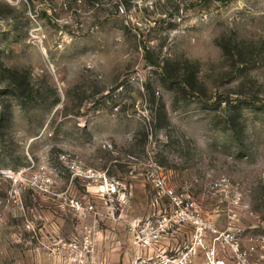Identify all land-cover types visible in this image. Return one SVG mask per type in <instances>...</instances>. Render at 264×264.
<instances>
[{
  "label": "rangeland",
  "instance_id": "1",
  "mask_svg": "<svg viewBox=\"0 0 264 264\" xmlns=\"http://www.w3.org/2000/svg\"><path fill=\"white\" fill-rule=\"evenodd\" d=\"M62 154L130 193L97 196ZM153 162L205 221L264 234V0H0V264H131L173 208Z\"/></svg>",
  "mask_w": 264,
  "mask_h": 264
},
{
  "label": "built area",
  "instance_id": "2",
  "mask_svg": "<svg viewBox=\"0 0 264 264\" xmlns=\"http://www.w3.org/2000/svg\"><path fill=\"white\" fill-rule=\"evenodd\" d=\"M118 109V108H117ZM61 162L69 169L73 178H80L86 181L94 188L97 196L113 200L115 197L124 199L127 195V185L122 184L116 178L110 176L106 170L96 169L85 166L81 160L62 154ZM152 169L148 172V179L157 189L159 197H166L170 200L173 208L163 214L154 226L146 224L140 231L142 236H138L142 240L143 246L157 243L162 234L174 226H179L185 223H191L197 231V240L195 247H191L186 252L179 256H165L160 259V264H192L193 254L196 252V247L204 249V259L202 264H260L252 263L253 255L264 250V234L257 233L248 236V245L243 247L237 234L233 230H224L222 232L214 229L211 222L205 221L198 209V204L194 200H188L189 196L184 192H177L170 186V178L162 172L161 167L153 162ZM16 181H22V171H18L15 176ZM47 182H51L47 176ZM123 187V191L121 189ZM122 191V192H121ZM235 205L239 204V200H235ZM247 209V208H246ZM236 215V214H235ZM210 230L216 236L210 246L204 244V235ZM142 237V239H141ZM221 242L224 246V251L230 252L228 256L218 255L217 243Z\"/></svg>",
  "mask_w": 264,
  "mask_h": 264
},
{
  "label": "crops",
  "instance_id": "3",
  "mask_svg": "<svg viewBox=\"0 0 264 264\" xmlns=\"http://www.w3.org/2000/svg\"><path fill=\"white\" fill-rule=\"evenodd\" d=\"M133 177H127L123 181L128 188L132 187L131 183ZM117 179V178H116ZM117 180L120 181L118 178ZM130 193L127 192V194ZM206 214L210 216V222L214 229L222 232L224 230H233L243 247L248 245V236L251 234H255L256 228H259L258 225L252 223H248L247 218L237 217L236 212H234L230 208H219V207H210L206 208ZM246 213V212H244ZM241 214V213H240ZM244 215V214H243ZM144 224H149L150 226H154L156 222L159 220H149ZM143 226V227H144ZM216 234L208 230L204 235V244L206 246H210L213 243V239ZM197 240V231L193 224L185 223L179 226H174L171 229H168L165 233L162 234V237L157 243H151L147 246H142V254H134L132 256H125V258L129 259L131 264H160V259L165 256H179L180 254L186 252L191 247H195V243ZM103 241V240H102ZM109 241L106 240L105 245ZM104 243V242H103ZM121 243L120 240L112 241V247L118 246ZM139 249V248H138ZM218 255L220 256H228L230 252L224 251L223 243H217ZM137 250V248H136ZM141 250V249H139ZM193 264H202L204 259V249L201 247H196V252L193 254ZM117 256L115 254L108 255L102 254L98 256V260L101 264H114L117 261ZM252 263H260L264 264V250L257 251L252 257Z\"/></svg>",
  "mask_w": 264,
  "mask_h": 264
},
{
  "label": "water",
  "instance_id": "4",
  "mask_svg": "<svg viewBox=\"0 0 264 264\" xmlns=\"http://www.w3.org/2000/svg\"><path fill=\"white\" fill-rule=\"evenodd\" d=\"M146 55L148 60L153 63L154 65H158V62L153 58L151 52L149 50L146 51Z\"/></svg>",
  "mask_w": 264,
  "mask_h": 264
}]
</instances>
